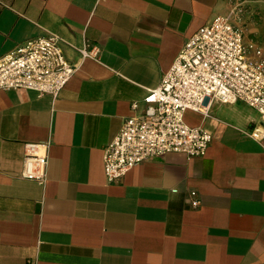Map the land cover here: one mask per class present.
<instances>
[{
    "label": "crops",
    "instance_id": "0c3cea01",
    "mask_svg": "<svg viewBox=\"0 0 264 264\" xmlns=\"http://www.w3.org/2000/svg\"><path fill=\"white\" fill-rule=\"evenodd\" d=\"M231 8L0 0V55L53 32L76 66L56 95L0 90V264H264V134L252 137L261 120L246 103L185 111L212 135L201 157L154 156L117 183L103 170V149L132 102L160 83L199 26ZM242 28L245 39L263 40L264 0L244 10ZM84 46L96 57H82ZM28 142L48 145L43 184L20 176Z\"/></svg>",
    "mask_w": 264,
    "mask_h": 264
},
{
    "label": "built area",
    "instance_id": "2783aa9c",
    "mask_svg": "<svg viewBox=\"0 0 264 264\" xmlns=\"http://www.w3.org/2000/svg\"><path fill=\"white\" fill-rule=\"evenodd\" d=\"M257 0H229L232 8L199 26L184 42L160 83L141 101H133V113L103 149V170L110 183L143 161L167 153L201 157L212 135L190 125L186 110L206 113L212 101H242L254 108L261 120L251 130L254 138L264 134V39H245L244 10ZM53 33L31 37L0 55V90L28 89L56 95L76 70ZM82 57H96L98 48L78 49ZM142 109L139 110L140 104ZM48 145H24L20 176L40 184L46 180ZM191 206L197 207L195 191ZM32 264V263H28Z\"/></svg>",
    "mask_w": 264,
    "mask_h": 264
},
{
    "label": "rangeland",
    "instance_id": "374dc122",
    "mask_svg": "<svg viewBox=\"0 0 264 264\" xmlns=\"http://www.w3.org/2000/svg\"><path fill=\"white\" fill-rule=\"evenodd\" d=\"M260 34L262 35L263 39H264V30L260 32Z\"/></svg>",
    "mask_w": 264,
    "mask_h": 264
}]
</instances>
